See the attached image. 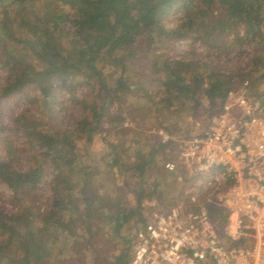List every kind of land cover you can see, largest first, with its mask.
I'll return each instance as SVG.
<instances>
[{"label":"trees","instance_id":"16d2710c","mask_svg":"<svg viewBox=\"0 0 264 264\" xmlns=\"http://www.w3.org/2000/svg\"><path fill=\"white\" fill-rule=\"evenodd\" d=\"M171 20L176 24L169 27ZM185 40L190 49L182 59L170 57L175 43ZM197 45L205 46V55ZM244 47L251 49L249 71L214 67L222 56L241 59ZM254 73L258 83L247 89L260 96L264 0H0V184L13 193L8 201L14 204L13 211H0V264H127L149 203L166 210L187 200L191 177L179 162L182 148L174 150L178 139L198 133L190 128L180 136L163 128L167 141L147 135L139 142L145 119L171 113L168 107L176 102L179 119L192 122L201 115L202 98L207 125L227 94ZM136 77L142 80L133 85ZM154 83L158 90L147 87ZM82 87L94 93L93 100L75 97ZM29 91L36 116L7 110L11 98ZM165 97L171 102L166 109ZM68 103L79 108L69 120ZM128 119L135 122L132 129ZM13 135L26 140L22 154L10 144ZM97 140L104 158L86 155L84 161L78 144L86 151ZM135 153L142 158L133 161ZM167 162L177 164V171H167ZM121 176L138 182L130 207L113 193ZM45 185L52 202L41 213L37 193ZM204 207L225 246H251L246 238L225 236L223 206ZM135 217L132 237H125Z\"/></svg>","mask_w":264,"mask_h":264},{"label":"built area","instance_id":"2783aa9c","mask_svg":"<svg viewBox=\"0 0 264 264\" xmlns=\"http://www.w3.org/2000/svg\"><path fill=\"white\" fill-rule=\"evenodd\" d=\"M247 87L230 91L208 124L197 122L198 133L183 141L179 162L191 177L188 198L166 210L149 203L127 264H264V94L250 96ZM165 169L176 172L177 164ZM208 203L225 208V236L251 240L249 248L225 246Z\"/></svg>","mask_w":264,"mask_h":264},{"label":"rangeland","instance_id":"374dc122","mask_svg":"<svg viewBox=\"0 0 264 264\" xmlns=\"http://www.w3.org/2000/svg\"><path fill=\"white\" fill-rule=\"evenodd\" d=\"M39 1L45 2L47 0H39ZM175 21L176 20H171V22H169L170 24H168L169 27L170 26L172 27L173 25H175L176 24ZM239 35L243 36V31H240ZM189 45H190L189 40L177 41L174 45V48L172 50H169L168 54L173 59H176V60L182 59L183 55L189 51L190 49ZM247 48H245L247 53L243 55L241 59L237 58L234 54H232L229 59L222 56L219 60H215L214 67H217L222 71H226V70L227 71H238V72L249 71L251 68V65H250L251 49L249 47ZM196 49H197L198 54L205 55L206 50H205L204 45H197ZM215 53L217 52H213L212 55L215 56L216 55ZM258 74L259 73L250 74L245 82H247L249 86L253 87L255 83H258L257 82ZM141 80L142 79L140 77H136V79H134L133 81V85H138V83ZM151 85L147 86L150 90H158V84L154 83ZM32 94L33 93L29 91L28 93H24L23 95L14 96L9 101L8 106L10 108L7 107V110H10V112H14L15 114L26 113V114H30L31 116L32 115L36 116L37 115V112H36L37 103L31 102L30 100L27 99V97H30ZM65 97H66L65 99L68 98L67 95ZM75 97L78 99H85L87 101H91L94 98V93H91L89 89H87L86 87H82L75 92ZM170 104L171 102L168 100L167 97H165L162 107L166 109V107H168V105ZM179 105L180 104L176 102H172L171 106L168 107L171 113L164 112V115H163V113L160 114L159 112H157L151 119L146 118L145 121L147 122V126L144 129L145 130L144 133L143 134L141 133V136L138 141L142 142L144 140L143 138H145V136L147 135L149 136L148 139L150 138V136H155V135H157V137H161V135L159 134L160 132H162L165 135L164 133L165 131L163 130V128L170 129L171 132L174 133L175 135L185 136L187 134V130L190 128L193 132L198 131L196 127L197 122H200L201 125L204 126L205 117H206V114L204 113L207 111V104L204 99L202 98L200 99V114L201 115L197 117L196 119H194L192 122L188 118H185V120L179 119V115L181 114V112L178 113ZM78 109L79 108L77 106H74L68 103V106L64 112V116L68 120L70 119V115L77 117ZM116 109H117V106L113 105L110 111L115 112ZM127 122L129 123L128 126L131 129L133 128V126H135L134 121L132 122L130 119H128ZM158 123H161V126H159ZM125 126H127V124H125ZM107 128H108V125H104V130H107ZM110 139L113 140V137H110ZM175 139L177 140V138ZM9 140H11L10 144H12V146L17 148V153L22 154L21 150L25 146V141H26L25 138L22 135H13L12 137H9ZM161 140H162V137H161ZM184 140H185L184 138L183 139L181 138L180 140L178 139V143H180V146L175 148L174 150L175 152H177L178 149L180 150L182 148V143ZM78 145H79L80 154L84 155V157L86 158L84 159V161H87L86 155H90L92 159L95 158L96 160L101 159V157L104 158L103 156L104 151H103L102 145L100 144L98 140L95 143L89 145L88 150L86 151L83 150L82 142H80ZM1 147L2 146H1V141H0V156H3ZM141 158L142 156H140V153H135L134 156H132L133 161H138ZM25 162L26 161L23 160L20 163V165L24 166ZM50 179H51V176L47 175L45 178V181L49 182ZM137 183L138 182L135 181V179L132 176L126 177V178L121 176L116 180V186H114L113 193L118 194L123 199L125 204L128 207H130L134 204L132 190L138 186ZM37 195H38L37 206L39 207V212L46 213V211L50 208V205L52 202L51 192L47 188V185L43 186V188L38 191ZM12 196H13V193L6 186L0 184V211L2 208H4L7 211H11V210L13 211L12 207L14 204L8 201ZM136 220H137L136 217L133 218L129 222V224L126 226V229L123 230L125 237H129V238L132 237V234L135 230L136 223H137ZM118 246L122 247V244L119 243ZM77 247L79 250L83 249V245H78ZM109 263L110 261L106 259V264H109Z\"/></svg>","mask_w":264,"mask_h":264}]
</instances>
